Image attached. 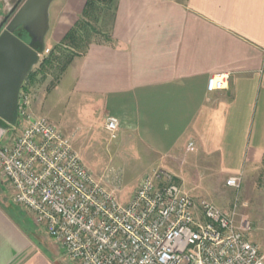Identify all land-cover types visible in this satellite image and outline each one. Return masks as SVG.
I'll return each instance as SVG.
<instances>
[{
    "label": "crops",
    "instance_id": "crops-1",
    "mask_svg": "<svg viewBox=\"0 0 264 264\" xmlns=\"http://www.w3.org/2000/svg\"><path fill=\"white\" fill-rule=\"evenodd\" d=\"M54 1L52 43L46 44L47 33L44 54L86 3L62 0L52 15ZM111 12L99 39L73 57L36 100L30 95V112L51 123L50 104L66 100L83 108L88 137L99 135L112 116L122 145L161 163L190 152L219 154L227 176L240 173L246 162L261 163L264 0H116ZM216 74L225 76V88L208 92L207 79ZM33 233L0 200V264H56L38 248Z\"/></svg>",
    "mask_w": 264,
    "mask_h": 264
},
{
    "label": "built area",
    "instance_id": "built-area-1",
    "mask_svg": "<svg viewBox=\"0 0 264 264\" xmlns=\"http://www.w3.org/2000/svg\"><path fill=\"white\" fill-rule=\"evenodd\" d=\"M4 0H0V17ZM225 88L212 75L206 90ZM30 93L20 90V132L0 146V174L12 201L59 244L75 264H264V250L247 237L249 226L235 213L195 202L163 170L141 178L130 199L119 203L92 177L66 138L30 110ZM118 120L105 119L110 139ZM241 175L226 186L238 189Z\"/></svg>",
    "mask_w": 264,
    "mask_h": 264
},
{
    "label": "rangeland",
    "instance_id": "rangeland-1",
    "mask_svg": "<svg viewBox=\"0 0 264 264\" xmlns=\"http://www.w3.org/2000/svg\"><path fill=\"white\" fill-rule=\"evenodd\" d=\"M16 1L4 0L2 16ZM60 4L62 0L54 1L51 7L52 15ZM101 25L104 23L96 27L99 29ZM100 29L99 31L102 32ZM100 35L101 33L98 34V39ZM51 39V30H49L46 37L47 45H51ZM42 57L43 54L40 60ZM55 73V69H49L44 78L37 76L40 81L28 87L34 100L39 93L55 82ZM67 82L68 79L65 80V83ZM64 102L66 104H63V101L50 104L51 113L48 116L51 123L63 135L70 136L69 141L73 143H71L72 148L82 165L94 179L100 180L106 189L113 192L119 203L124 204L130 199L143 176L150 174L153 170H163L169 173L173 182L196 203L204 200L224 213L234 212L238 224L245 221L249 226L246 232L250 241L260 250H264V174L260 162H246L242 171L238 173L241 175L240 187L233 189L226 186V180L230 177L227 176L229 169L222 167V157L219 154L203 156L190 152L179 161L175 156L176 159H166L165 163H161V159L159 160L157 156L150 153L144 154L142 149L122 145L124 139H118L117 133L115 139H110L105 130V121L98 129L99 135L93 133L88 137L85 132L83 108L71 106L66 100ZM1 126L5 131L0 134V146H4L18 136L20 129L18 122L13 126L3 125V123ZM71 132H73L72 137ZM236 158L237 156L234 155V159ZM224 163L226 164L225 161ZM0 200L10 207L13 215L25 230L35 232L33 239L36 245L56 264H75L67 257L65 250L51 239L43 228L33 224L30 215L13 203L11 189L1 174Z\"/></svg>",
    "mask_w": 264,
    "mask_h": 264
},
{
    "label": "water",
    "instance_id": "water-1",
    "mask_svg": "<svg viewBox=\"0 0 264 264\" xmlns=\"http://www.w3.org/2000/svg\"><path fill=\"white\" fill-rule=\"evenodd\" d=\"M53 1L18 0L0 22V120L8 126L17 122L19 92L45 50L49 8ZM17 28L27 33L29 43L14 35ZM34 44L40 46V51L33 48Z\"/></svg>",
    "mask_w": 264,
    "mask_h": 264
},
{
    "label": "trees",
    "instance_id": "trees-1",
    "mask_svg": "<svg viewBox=\"0 0 264 264\" xmlns=\"http://www.w3.org/2000/svg\"><path fill=\"white\" fill-rule=\"evenodd\" d=\"M115 3L116 0H86L82 12L74 25L62 36L57 44L49 49L47 54L43 52V57L24 81L23 85H27L22 86L23 90H28L29 86L40 81L37 76L44 78L49 69L56 70V75L54 74V81L56 82L64 73L72 58L84 54L90 43L96 41L98 34L102 33L99 31L102 27L98 29L96 25L104 23L101 26H105L106 21L112 16L111 11ZM14 35L25 43L30 42L29 36L22 28H17ZM33 48L36 51H40V46L37 44H34ZM55 82L52 83L54 84ZM261 165L264 174V154Z\"/></svg>",
    "mask_w": 264,
    "mask_h": 264
},
{
    "label": "flooded vegetation",
    "instance_id": "flooded-vegetation-1",
    "mask_svg": "<svg viewBox=\"0 0 264 264\" xmlns=\"http://www.w3.org/2000/svg\"><path fill=\"white\" fill-rule=\"evenodd\" d=\"M17 1H18V0H17ZM17 1H16L15 3H13V5L9 6V8H8V10H7V12H6L5 14L3 13V16H2V18H1V20H0V22L3 20V18H4L5 16H7V15L11 12L12 8H13L14 5L17 3ZM12 14H13V13H12ZM12 14L9 15V18L12 16Z\"/></svg>",
    "mask_w": 264,
    "mask_h": 264
}]
</instances>
